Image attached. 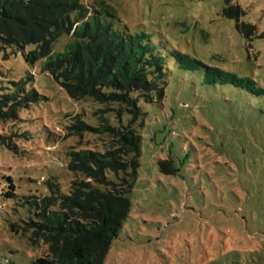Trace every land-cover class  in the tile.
Wrapping results in <instances>:
<instances>
[{
	"label": "rangeland",
	"instance_id": "1",
	"mask_svg": "<svg viewBox=\"0 0 264 264\" xmlns=\"http://www.w3.org/2000/svg\"><path fill=\"white\" fill-rule=\"evenodd\" d=\"M105 1L119 27L148 34L169 80L161 104L140 101L148 117L131 207L102 264H264V0ZM228 5L256 26L250 40L224 12ZM2 55L1 77L32 74L43 96L21 112L32 135L19 143L25 152L0 147V176H13L28 194L46 193L51 175L65 187L69 175L60 159L78 138L63 139L64 125L88 102L68 97L41 60L27 64L19 51ZM212 69L253 84L220 82ZM168 156L175 173L159 166ZM1 193L0 264H24L44 247L10 231L25 208Z\"/></svg>",
	"mask_w": 264,
	"mask_h": 264
},
{
	"label": "trees",
	"instance_id": "2",
	"mask_svg": "<svg viewBox=\"0 0 264 264\" xmlns=\"http://www.w3.org/2000/svg\"><path fill=\"white\" fill-rule=\"evenodd\" d=\"M224 12L235 18L242 36H255L256 26L240 18L239 7L228 5ZM117 21L115 8L105 0H0L2 57L19 51L27 64L41 60V70L68 97L88 102L69 114L64 125L63 139L78 138L60 159L69 175L65 187L51 175L46 193L28 194L18 191L13 176H0L1 194L25 208L23 216L9 222L10 231L44 247L24 264H102L129 214L141 129L148 117L140 101L163 102L169 68L148 34L119 27ZM195 62L192 69L200 63ZM212 71L220 82L253 84L230 72ZM2 75L0 70V147L25 152L19 143L32 135L20 123L25 120L21 112L43 95L32 74L9 80ZM159 166L165 172L178 170L171 156L160 159Z\"/></svg>",
	"mask_w": 264,
	"mask_h": 264
}]
</instances>
